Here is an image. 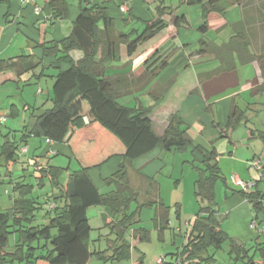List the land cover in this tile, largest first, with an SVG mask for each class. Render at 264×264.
I'll use <instances>...</instances> for the list:
<instances>
[{
  "label": "trees",
  "instance_id": "obj_1",
  "mask_svg": "<svg viewBox=\"0 0 264 264\" xmlns=\"http://www.w3.org/2000/svg\"><path fill=\"white\" fill-rule=\"evenodd\" d=\"M8 1L0 0V7ZM242 1L257 12L263 39L260 52L250 50L252 40L248 20L234 25V35L221 46L202 39L198 52L214 54L220 59L221 66L214 74L234 69L235 55L242 63L257 61L263 82L252 91L258 94L264 90V0L257 5H254L257 0H185L187 5H201L204 22L199 30L203 33L209 30L212 19L224 21L219 28L226 26L227 10ZM49 5L58 18L68 19L70 4L67 0H49ZM78 5L79 15L69 36L61 41H44L37 45L42 48L44 57L55 58L49 66L58 70L52 87V107L35 111L32 115L34 122L23 129L20 137L17 134L6 136L0 156L11 168L23 157H19L18 152L22 146H27L29 138H49L68 145L79 169L69 173L68 180L62 183L61 176L69 171V167L64 169L35 159V170L39 172L36 176L38 186L49 179L52 186L59 189L58 194H53L55 209L48 210L41 218L37 211L43 204L32 196L35 185L23 181L14 183L16 196L12 209L0 208V264H90L93 257L129 261L132 244L126 234L140 222L141 206H149L156 201L145 202L131 210L139 193L130 182L128 166L157 148L166 151L191 148L193 154L201 156L195 196L204 202L189 226L185 243L176 252L166 255L163 264H214V254L210 250H220L226 243L230 244L231 264H262L264 248L259 249L258 256L250 253L252 248L240 244L222 226L216 185L220 180L226 184V178L219 165L218 152L195 145L188 126L177 113L169 117L164 134L158 135L151 119V109L141 104L129 107L118 101L122 95L134 90H147L168 66L169 57L156 51L137 77L127 73L106 74L109 63L119 58L122 46L129 56H133L142 44L156 37L171 23L176 28L188 26L186 15L174 14L171 6L160 1L154 9L153 19L145 23L141 32H123L117 31L115 19L106 7L93 4L92 0H78ZM9 14L8 11L5 17L8 18ZM166 15L170 20L164 18ZM73 50L83 52L78 61L70 55ZM64 63H67V68H62ZM40 66L44 69L45 63L33 55L0 59V73L12 72L19 80L28 72L41 76L43 72L40 75L34 73ZM10 113L16 117L20 109L13 104ZM244 117L245 111L234 107L228 117L227 131L234 129ZM114 157H121L122 162L116 172L104 179V183L114 185L115 190L101 193L88 171ZM237 191L247 198L254 211L264 214V191L257 187ZM92 205L104 207V225L115 236L109 239L108 248L97 252L90 249L92 227L87 209ZM154 220L162 232L168 226L169 207L163 201L157 205ZM149 233L143 227L134 229V235L141 241L148 240ZM14 234L17 235L15 245L7 250ZM143 258V255L139 257L135 264H144Z\"/></svg>",
  "mask_w": 264,
  "mask_h": 264
},
{
  "label": "crops",
  "instance_id": "obj_2",
  "mask_svg": "<svg viewBox=\"0 0 264 264\" xmlns=\"http://www.w3.org/2000/svg\"><path fill=\"white\" fill-rule=\"evenodd\" d=\"M67 1L70 4L68 19L58 18L53 13L49 0H38L36 4L31 5H23L21 0H9L0 7V59L20 55H33L36 59H42L45 63L44 69L40 66L34 72L36 75L43 72L41 76H35L39 83L35 88V94L39 99H46V101H52L54 98L52 87L58 70L49 66L55 58L44 57L42 48L37 45L44 41H61L71 34L73 22L79 15V5L78 0ZM155 1L92 0L93 4L106 7L107 12L115 19L117 31L130 32L137 30L141 32L145 27V23L153 19L154 9L160 1L165 6H171L174 14H185L189 20L188 26L184 25L179 28L171 23L156 37L142 44L133 56H129L125 46H122L119 58L109 63L106 74L115 76L118 73H127L137 77L145 70L146 61L156 51H159V55L164 54L169 57L168 66L143 92L145 95H151L155 100L162 99L151 116L154 129L158 135H163L169 123V117L173 113H177L188 126V133L195 145H199L208 151L215 149L219 154L220 167L222 160L228 162V175L223 172L221 167L222 174L226 178V190L224 195L222 194L220 202L217 194L220 214H223L225 219L228 220L227 227L223 224L222 226L232 238L240 244L252 248L250 253L253 252L254 255L258 256L259 249L264 248V230H261L264 214L254 211L247 198L237 191L241 188L234 185L231 178L233 175H238L243 180H256L255 184L249 189H254L255 186L258 190L264 191V177L259 176L257 180V169L251 164L253 159L259 158L264 165V90L258 92V94H254L252 91L263 82L261 69L257 61L242 63L235 55L236 67L234 69L214 74L221 66L220 59L214 54H200L198 52L202 39L218 46L229 42L234 35V25L244 20L250 22L248 25L252 40L250 50L253 53L260 52L263 39L259 29L260 23L257 20V12L246 6L244 1L233 4L226 13V26L219 28L224 21L219 18L212 19L209 21V30L203 33L199 30V26L204 22L201 5H187L185 0H178L174 4H168L166 0ZM257 4H259V1H255L254 5ZM124 6L127 7L125 11L123 10ZM36 7L40 8L39 13L36 12ZM8 11L10 14L6 18L5 14ZM164 18L170 20V16L166 15ZM229 27L231 28L230 31ZM213 28H216L217 32L225 29L224 40L217 42L207 36ZM23 34L27 35V40L22 38ZM70 55L75 61H78L82 58L83 52L73 50ZM196 64L198 65L196 66ZM192 66H195V69L204 67V72L199 73V75L196 72L188 83L184 82L183 84L181 71L186 72ZM67 67V63L62 65V68ZM17 79L12 72L0 73L1 84ZM44 80L47 84L50 83V89L45 90L41 86ZM225 90L229 93L227 96L219 95L221 91ZM155 91L160 95L156 96ZM134 93L135 90L132 93L124 94L118 101L127 106L122 98L124 97V100L126 98L131 99ZM152 101L153 99L150 102ZM234 107L244 110L246 117L234 129L227 131L228 117ZM9 115L11 116V113ZM9 115L5 116L10 117ZM250 130L253 132L250 133ZM18 131V129L11 127L8 120L0 125V148L3 142L6 141V136L10 135L12 137ZM46 145L45 151L38 155V143L33 142V137L29 138L28 151L23 155V157L28 155L27 163H31L32 157L46 156L50 158L60 154H65L70 160H75L68 145L55 141L53 143L46 142ZM50 150L54 153L50 154ZM162 153L163 151L157 148L136 159L133 164L128 166V175L130 176L135 164V173L140 175L141 180L146 178V181L142 180L143 183L149 182L155 176L156 168L160 166L157 159H160ZM195 156L201 159L199 154H195ZM23 157L20 158L19 162L24 161ZM121 162V157H114L102 166L88 171L90 179L99 190L101 185H105L104 179L116 172ZM55 166L67 168L59 165ZM69 171L75 170H70L69 167ZM13 173L14 171H11V173L7 171L4 175L11 178L10 180L14 185ZM233 187L236 188L231 190L230 188ZM100 192L105 193L101 190ZM7 193L10 203L2 204L0 208L10 211L16 194L13 192L12 195L11 191H7ZM154 201L159 203L163 200L157 197ZM223 209H225L224 212ZM88 218L90 222V217L88 216ZM253 220L258 222L259 227L252 225ZM157 227V229H160L159 225ZM187 230L185 234L180 235L181 237L185 235L183 243L186 240ZM147 231L150 232L149 229ZM13 236L16 242L17 235L14 234ZM134 238L138 240L139 237L134 235ZM137 240L133 241V245H137ZM227 244L230 251V244ZM160 260L161 258L157 259L156 263L158 264ZM214 260V264H220L216 259V252H214ZM231 263L232 261L228 264ZM90 264H94L92 260Z\"/></svg>",
  "mask_w": 264,
  "mask_h": 264
},
{
  "label": "rangeland",
  "instance_id": "obj_3",
  "mask_svg": "<svg viewBox=\"0 0 264 264\" xmlns=\"http://www.w3.org/2000/svg\"><path fill=\"white\" fill-rule=\"evenodd\" d=\"M166 1L168 4H174L175 2H178V0ZM230 30L231 28L229 27V31ZM225 34V29L217 32V29L213 28L212 31L207 34V36L213 41L220 42L221 40H224L223 35ZM23 35L24 36H22V38L27 40V35ZM197 65L198 64H196V66ZM196 72H198V75L199 73L204 72V67L195 69V66H192L186 72L181 71V75L183 77L182 83H188L189 79L193 74H196ZM38 85L39 83L35 76H33V72L26 73L21 78V80L17 79L16 81L11 80L2 84L0 83V114L9 115L13 104L18 106L20 109L18 116L12 117L9 115L10 117H7L11 127L19 130L15 134L21 135L23 129L26 126H30L34 122L32 115L35 111L52 107L51 100L46 101V99H39L36 96L35 88ZM41 86H43V88L46 90L50 89L51 85L50 83L47 84L44 80L43 83H41ZM228 94L229 93L227 90L221 91V93H219L221 96H227ZM155 95L159 96L160 93L155 91ZM152 99L153 101L150 102ZM239 99L241 98L239 97ZM122 100L125 102L124 104H127L129 107H135L141 104L145 108L151 109V116L154 113L155 107L162 101V99L155 100L151 95H145L143 92H135L132 94L131 99L126 98V100H124L123 97ZM34 141H36L39 145L37 150L39 151L38 155H40L43 151H45L47 146L46 138L33 136V142ZM162 151L163 153L160 155V159H157L160 166L156 168L155 176L151 178L149 182H142V180L146 181V178L141 180L140 175L135 173L136 165L134 164L129 179L132 186L139 193V197L138 201L133 202L131 210H135L139 205H142L145 202H153L157 197H159V199H162L165 205L169 207L170 221L168 226L163 230V232L160 229H157L158 227L156 226L154 217L158 203L154 202L149 206H141V210L139 212L140 222L130 229L126 234V238L132 244V258L129 261L117 262L113 260H100L93 257L91 260L94 264H135L138 258L142 255L144 257V264H157V259L165 258V256L170 254L172 251L176 252L184 244L183 240L185 239V235L183 237L180 235L186 233L187 227L191 225V222L199 211L200 206L204 204V202L195 196V182L198 177L197 166L201 165V161L195 156V154H193L191 148L184 151ZM36 158L41 163L70 167V170L79 169V165L76 160H70L65 154H60L50 158L46 156L32 157L33 160L30 164H28V155H25L23 157V162H19L16 164V166L10 168L7 167L4 158L0 156V206L2 204H7V202L10 203L7 191H11L12 195L14 192L13 184L10 180L11 178L4 175L5 172L11 170L14 171L12 174V178L14 179L13 183H16L17 181H23L24 183H31L35 185L32 196L38 200V202L43 204V206L37 211L38 216L41 218L49 210L48 203H51V201L53 202V194H58L59 189L57 187H53L49 179H45L44 184L38 186V179L36 176L39 174V172L35 170L34 166ZM227 164L228 162L225 160L221 161V167L226 175H228L227 171L229 169V165ZM69 173H71V171H66V173L61 176L60 180L62 183L68 180ZM257 175L258 176L256 179L258 180L260 176L258 171ZM253 182L255 183L256 180ZM100 188V190L105 193L115 190L114 185L109 186L105 184L101 185ZM235 188L236 187L230 189L233 190ZM225 190V182L220 180L216 191L219 197V202L221 201L222 194L224 195ZM178 210H180V217H178ZM224 211L225 209H223V212ZM104 213L105 209L101 205H92L87 209V214L90 217V224L92 227L90 235V249L92 251L97 252L105 250L109 246V239H114L115 237L114 235H111L110 229L104 225ZM221 220L222 224L227 227L228 220L225 219L223 214H221ZM137 227H144L147 230L149 229L150 238L143 241H141L140 238H138V240L135 239L134 229ZM188 231L189 228L187 232ZM134 240H137V245H133ZM14 245L15 238L12 235L10 237V245L7 250H11ZM210 252L212 254L216 252V259L218 262H220V264H228L232 261L228 253L229 248L227 243L220 250L214 251L211 249ZM14 264L23 263L16 262Z\"/></svg>",
  "mask_w": 264,
  "mask_h": 264
},
{
  "label": "built area",
  "instance_id": "obj_4",
  "mask_svg": "<svg viewBox=\"0 0 264 264\" xmlns=\"http://www.w3.org/2000/svg\"><path fill=\"white\" fill-rule=\"evenodd\" d=\"M23 5H31V4H36L38 0H21ZM126 6L123 7V10H126ZM36 12L39 13L40 12V8L36 7ZM7 120V117L5 115H0V125L4 124ZM47 143H53L54 141L52 139H46ZM28 151V146H22L18 152L19 157H22L24 155V153H26ZM54 152L52 150H50V154H53ZM252 166H254V168L257 169V171L260 173V177L263 178L264 177V165L263 163L260 161L259 158L253 159L251 162ZM232 182L234 185L240 187L243 190H247L249 188H251L255 183L253 181H247V180H243L241 179L238 175H233L232 176ZM56 207V203L55 202H51L49 204V210H53ZM252 225L255 227H259V224L256 220L252 221ZM261 230H264V221L262 223V227ZM163 260L164 258H162L158 264H163Z\"/></svg>",
  "mask_w": 264,
  "mask_h": 264
}]
</instances>
